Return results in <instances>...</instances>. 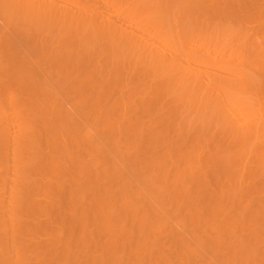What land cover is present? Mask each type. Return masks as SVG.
Instances as JSON below:
<instances>
[{
    "label": "bare ground",
    "instance_id": "6f19581e",
    "mask_svg": "<svg viewBox=\"0 0 264 264\" xmlns=\"http://www.w3.org/2000/svg\"><path fill=\"white\" fill-rule=\"evenodd\" d=\"M0 264H264V0H0Z\"/></svg>",
    "mask_w": 264,
    "mask_h": 264
}]
</instances>
